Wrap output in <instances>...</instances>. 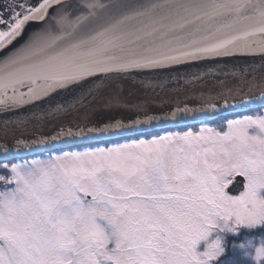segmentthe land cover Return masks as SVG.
I'll use <instances>...</instances> for the list:
<instances>
[{
	"label": "snow or ice",
	"instance_id": "1",
	"mask_svg": "<svg viewBox=\"0 0 264 264\" xmlns=\"http://www.w3.org/2000/svg\"><path fill=\"white\" fill-rule=\"evenodd\" d=\"M205 78L219 128L6 149L0 264H264V0H0L5 137L121 104L111 81Z\"/></svg>",
	"mask_w": 264,
	"mask_h": 264
},
{
	"label": "water",
	"instance_id": "2",
	"mask_svg": "<svg viewBox=\"0 0 264 264\" xmlns=\"http://www.w3.org/2000/svg\"><path fill=\"white\" fill-rule=\"evenodd\" d=\"M235 82L231 79L228 86ZM225 86L205 78L190 84L170 83L163 88L145 87L139 81L119 79L108 84L107 92L118 93L122 99L119 105L100 101L101 106L89 114L65 116L40 124L33 122L26 130L0 134V159L6 149L19 155L41 153L42 151L65 147L70 144L91 140L90 137H105L112 134L133 132V128L152 127L188 119H202L211 113L207 105L216 101L218 93L226 91ZM137 122H139L137 124ZM64 130L61 131V127ZM69 129H72L70 132ZM55 136V145L49 139ZM67 141V143H65ZM241 179V178H237ZM232 194H238L229 186Z\"/></svg>",
	"mask_w": 264,
	"mask_h": 264
},
{
	"label": "flooded vegetation",
	"instance_id": "3",
	"mask_svg": "<svg viewBox=\"0 0 264 264\" xmlns=\"http://www.w3.org/2000/svg\"><path fill=\"white\" fill-rule=\"evenodd\" d=\"M244 111H245V109H238L235 112L241 113ZM195 121L196 120H189V121H185V122H179L175 125L174 124H166V125H162V126L157 125V126H153V127H143V128H140V129H138L132 133H125V134H120V135L118 134L116 136L109 137L108 140L114 139L117 137H121V136H129L133 139L136 137L144 138V137L149 136V135L151 136L152 134H159L160 135L161 132H167V134L170 133L171 131L172 132H183L187 128L190 130L198 129L202 126H210L209 124L211 123V121H210L209 123L194 125L193 122H195Z\"/></svg>",
	"mask_w": 264,
	"mask_h": 264
},
{
	"label": "trees",
	"instance_id": "4",
	"mask_svg": "<svg viewBox=\"0 0 264 264\" xmlns=\"http://www.w3.org/2000/svg\"><path fill=\"white\" fill-rule=\"evenodd\" d=\"M239 113L236 112V113H232L233 116H236L238 115ZM211 127H216L218 128L220 126V121L218 119H214L211 121V123L209 124ZM186 130H190V129H185L184 131ZM197 129H193L192 131H195ZM167 132H161L160 135H163V134H166ZM153 135V134H152ZM152 135L149 137V136H146L144 138H152ZM130 139H132L131 137L129 136H121V137H118V138H115V139H112V140H105V141H101V142H94V143H82V144H76V145H71L67 148H58V149H53V150H50L48 152H44L42 154H39V155H32V156H26L24 158H19V159H33V158H38V157H44V156H47L49 155L50 153L51 154H55V152L59 151L60 149H64V150H73V151H76V150H82L85 146L91 144L93 146L95 145H99V146H112V143L113 142H119V143H124V142H129Z\"/></svg>",
	"mask_w": 264,
	"mask_h": 264
},
{
	"label": "rangeland",
	"instance_id": "5",
	"mask_svg": "<svg viewBox=\"0 0 264 264\" xmlns=\"http://www.w3.org/2000/svg\"><path fill=\"white\" fill-rule=\"evenodd\" d=\"M211 115H209V116H207V117H205V118H209ZM219 128V127H218ZM199 130V128L197 129V130H195V131H198ZM113 136H115V135H112V136H110V137H113ZM107 138H109V137H107ZM48 156V155H47ZM47 156H44V157H38L37 159H40V158H47Z\"/></svg>",
	"mask_w": 264,
	"mask_h": 264
}]
</instances>
